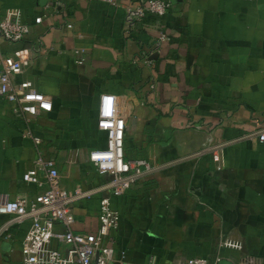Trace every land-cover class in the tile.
Returning <instances> with one entry per match:
<instances>
[{"label": "crops", "instance_id": "1", "mask_svg": "<svg viewBox=\"0 0 264 264\" xmlns=\"http://www.w3.org/2000/svg\"><path fill=\"white\" fill-rule=\"evenodd\" d=\"M146 1L0 0V16L19 8L29 24L23 40L0 37V54L27 46L30 63L14 81L30 80L49 101L26 121L0 95V192L32 199L44 188L22 178L37 153L28 128L64 187L95 190L73 207V228L95 231L108 176L89 151L106 146L98 103L113 94L125 157L150 164L110 198L113 263L264 264V0H169L163 15L133 18L127 6ZM160 30L167 38L157 42ZM9 218L0 213V264H22L29 220L2 227Z\"/></svg>", "mask_w": 264, "mask_h": 264}, {"label": "built area", "instance_id": "2", "mask_svg": "<svg viewBox=\"0 0 264 264\" xmlns=\"http://www.w3.org/2000/svg\"><path fill=\"white\" fill-rule=\"evenodd\" d=\"M46 1L57 3L59 0ZM169 6V0H147L135 7L127 6V10L133 18H143L147 14L161 16ZM41 18L38 15L34 21L39 22ZM67 26H71V23H67ZM28 32L29 24L22 20L19 8H10L0 16V37L20 41ZM166 38V32L160 30L157 42ZM81 51L82 49H74L75 53ZM144 57L145 61H151L146 53ZM29 63L30 49L27 46L17 48L9 54H0V95L10 101L14 112L26 121L41 110L49 108L46 96L30 80L14 81V76ZM97 125L106 132V146L90 150L89 160L108 179L97 188H105L106 192L99 197L97 228L90 232L73 228V207L77 198L90 195L95 190H82L78 186L72 189L64 187L54 160L44 156L38 149L41 138L28 128L24 130L25 134L31 136L37 153L33 166L22 174V178L38 185L44 184V188L32 199L25 195L9 198L6 193L0 192V213L10 214L9 220L2 227L5 228L9 222L29 220V226L21 240L22 264H114L116 250L108 244V240L111 238L110 230L118 224L119 213L111 206L110 198L123 193L134 180L150 169V164L144 157H125L124 119L116 109L113 94H100ZM258 137L264 138V130H259ZM225 143L219 142L211 146V156L217 167L221 165V150ZM52 238L57 240V246L51 245ZM223 243L240 246L239 242L232 240H225ZM183 264L214 262L203 256H192L186 258Z\"/></svg>", "mask_w": 264, "mask_h": 264}]
</instances>
